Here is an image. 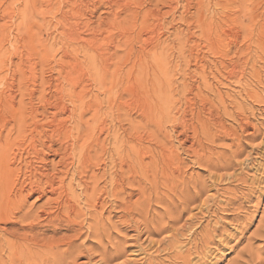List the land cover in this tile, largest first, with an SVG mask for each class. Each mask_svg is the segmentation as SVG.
I'll return each mask as SVG.
<instances>
[{
	"label": "bare ground",
	"instance_id": "1",
	"mask_svg": "<svg viewBox=\"0 0 264 264\" xmlns=\"http://www.w3.org/2000/svg\"><path fill=\"white\" fill-rule=\"evenodd\" d=\"M197 1L194 12L200 18L203 39V52H197L201 55L194 59L197 78L183 76L175 87L170 85L161 51L149 43L143 52H148L145 59L152 64L151 71L142 68L140 74L133 62L131 66L138 76L111 58L104 59L102 69L89 73L85 83L70 76L63 83L58 76L45 78L32 72L27 77L21 71L9 75L3 65L6 59L0 58V224L9 225L0 228V264H76L80 255L90 260L94 252L100 264H106L126 252L123 244L129 240L131 243L126 245L140 257L121 264H201L208 251L220 249L229 240L225 232L228 218L222 219L223 215L210 220L204 215L215 210L211 204L217 203L213 202L220 192L216 187L218 178L225 177L227 184L226 177L233 180L231 169L238 166L234 179L248 185L247 173L242 169L254 166L251 154L264 159L261 141L256 145L247 143L249 150L242 145L260 136L250 117L255 113L251 104H264V0ZM193 58L189 54L182 58L185 67ZM31 64L26 69H32ZM195 98L200 100L199 105H195ZM260 117L263 119H257ZM250 128L253 131L247 133ZM171 138L196 163L210 170L206 176L213 180L210 184L196 171V177L187 178L190 170L184 167L191 165L181 167L185 160L181 163L179 157V161V147ZM224 140L229 143L223 144ZM218 141L236 150L223 151L227 147L223 149ZM243 150L247 155L241 165L234 163L237 159L233 162L230 157ZM220 154H225L222 159ZM226 154L232 155L225 158ZM218 169L230 172L224 176L226 172L219 174ZM199 178L205 182L199 183ZM142 180L148 182L147 187ZM159 186L164 189L159 190ZM208 188L215 193L205 194ZM151 189L163 206L162 215V209L156 208L161 217L158 220L157 216L156 220L148 217ZM224 191L220 194H226ZM32 196L34 202L27 203ZM237 197L226 198L223 205L229 207ZM197 200L199 203L194 204ZM183 213L188 214L185 219ZM137 215L140 225L135 220ZM126 230L132 233L128 238ZM160 233L167 236L160 251L165 257L158 261L147 246L154 244L152 237ZM81 237L91 246L83 239L80 242ZM236 254L227 264L252 263L243 259L241 251Z\"/></svg>",
	"mask_w": 264,
	"mask_h": 264
},
{
	"label": "rangeland",
	"instance_id": "2",
	"mask_svg": "<svg viewBox=\"0 0 264 264\" xmlns=\"http://www.w3.org/2000/svg\"><path fill=\"white\" fill-rule=\"evenodd\" d=\"M70 1H72V3L69 2L68 0H0V58L4 57V59H6L3 62V65L5 66V70L8 71L9 75L11 73L18 75L21 71L22 76L27 77L28 75H31V72H32L35 74H39L45 78L58 76L60 78L59 82H63V83L69 76L73 79L79 80L80 83H85L88 81L89 73H91L96 68L98 70H101L102 60L107 59L108 61L110 58L115 62H119V65H122L124 70H129L133 74L138 75V73L134 71V69L131 66L133 62L137 64L138 69L140 70V74L143 72L142 68H145L150 71L152 70V67H153L152 64L150 63L148 59H145V57L148 56V52H143V47H146L144 45L145 44L147 45L149 43V44L157 45L158 50L161 51V56L163 57V60H164V69H165V72H167V74L169 75V82L171 81L170 85L172 84V87H175L176 85H178V83L181 81L183 76H186L188 78L189 76H193L197 78V70H195L196 67L194 65L196 62L194 61V59H198V57H200V55L203 52L202 50L203 48L201 49V47H203V39L200 33L201 21H200V18L197 17L198 15H196L194 12V9L197 6V3H196L198 2L197 0H179V1L175 0L176 2L174 0H117V1L115 0L117 3H115L114 0H70ZM182 16L184 17V19L182 18ZM192 16H195V17H192ZM190 17H192L194 20H192V18ZM196 23L199 26L196 25ZM179 44H182L181 48H179ZM197 52H200L201 54L200 53L197 54ZM188 54L192 58L193 57L194 58L192 59L193 61L191 60L190 64L187 66L188 67V70H187V67H185V63L182 58L184 56H187ZM36 61L37 63L35 64ZM16 62L18 63V65L14 68V64H17ZM31 63H33V65ZM29 64L32 65V69H26L29 66ZM13 69L19 72H15ZM57 71L59 72V74L57 73ZM5 79L9 80L10 76H7ZM172 91L170 92L172 93ZM195 99H194L196 102L195 105H199L198 101L200 103V100L198 98H195ZM258 104L259 103L251 104L254 107L255 113L251 114L250 121L252 122L250 123L254 122L253 125L256 126L257 130L259 129L258 131H260L259 133L260 136L256 135L257 140L255 138L254 139L255 141L253 140L252 143L251 141L245 140V142L242 143L243 147L245 148L244 150H247V149L249 150L250 144L256 145V144L261 143L259 146L264 145V143L262 144V141L264 140V130H263L264 129L263 128L264 127L263 125L264 113L261 110L262 109L261 107H263V110H264V104H259V105ZM253 115H255L254 116L255 118L252 117ZM258 115L262 116L263 119H261V117H260V120L257 119L259 117ZM258 122L260 123V125ZM225 123L229 124L230 121L228 120L227 122L226 120ZM140 129L139 131L142 134L143 130L142 129L140 130ZM252 129L250 128L249 131H247V133L252 132L253 131ZM171 139H172L174 146L179 147V142L174 141L175 139L173 138ZM227 141L228 140H224V143L223 141L220 143L227 144L229 143ZM152 142L154 141L151 139L150 141L151 146H153L152 144H154ZM143 143L148 144L146 140H143ZM247 143H250V144H247ZM217 144L222 146L223 149L227 147V145L224 147V145L219 144V141ZM218 145H217L218 151H221V148H219ZM246 145H248V147H246ZM233 147L235 146L230 147L231 150L229 151L227 150L226 152L229 153L230 151L232 152V150H236V147L235 149ZM230 148L227 147L223 151H225L226 149H230ZM239 148H242V147H239ZM179 149L180 147L178 148V154L180 155V156L178 155L179 161L182 159L180 162L183 163V161L185 160L184 161L185 164L183 163L181 167L183 168L184 167L183 165H187L188 163H189L188 165L193 166L191 167L187 165L188 169L184 167L185 168L184 170H186L187 172L188 170H190L188 174L186 175L187 178L190 176L196 177L197 176V174L195 173L196 171L199 174L200 178L204 177V179H206V176H209L208 171L210 170L208 169L206 170L205 167H203V165L200 166L199 165L200 162L199 164L196 163L194 161V157L192 158V156H188L186 153L183 152V150L181 149L179 150ZM244 150L241 151L239 154H237L239 156H237L236 154L235 155L226 154V157L225 156L224 157L227 158L229 155L230 156L232 155V157H230L232 161L234 162L235 159H237L238 162L235 161L234 163L240 164L241 161L245 158L244 156L247 155L245 154L246 151ZM253 154L251 155L255 157L256 159L250 156L252 159L255 160L254 166L250 167L252 170L249 168L247 170L242 169L245 175L247 173L245 178L248 179L247 181L250 184L247 182L246 184L248 185H243L242 183H239V181L237 182V180L234 179L235 178L234 174L239 173L238 166H236L238 169L235 166H233V168L235 167L237 170L233 169L232 167L231 169L229 167V169L233 170V172L231 171L232 172L231 175L233 176L231 178H233V180L230 179L231 180L230 181L228 179L229 177H226L228 181L227 184H226L225 177H221L220 179L218 178L220 182H218L217 184L220 185L221 187L218 186L217 184H216V187L220 188L219 191L223 192L224 190L222 188H224V186L229 188L231 185V188L229 190L226 189L229 195L231 196L227 194L226 190H225L226 194L223 193V195H226L229 198L232 197L230 198L231 200L235 199L238 196L237 200L231 201V203L228 205L230 208L226 207L227 204L226 205H223V204H225L224 200L227 197L226 196L224 197L218 191L220 195L218 194L217 195L218 197L217 196H216L217 198L215 197L214 199L215 201L213 203L217 202L219 203V205L217 203H215V205L211 204V209L214 208L215 210L213 211L216 214L213 211H210L209 212L210 214L206 213V215L204 216L210 220L213 217L218 219L219 216L223 217V215L224 217L222 219L228 218L225 220V222L227 221L230 224L226 223L227 227H226L225 232L228 234V239L229 240L231 239V240L230 241L228 240L229 242L227 241L226 243H223L222 244L223 246H220V249H214V250L211 249L210 251H208V253L206 254L207 257L205 256L206 258L205 262L201 264H227L229 263L230 260H232L237 255L236 253L240 251L241 253L244 254L243 259L246 257L245 260L247 259L250 260V262H252L251 264H257V263L264 264V262H262L264 260L263 259L264 258L263 257L264 239H262L264 238L263 237L264 236V227H263L264 226V186H263L264 185V181H263L264 180L263 178L264 177V164H263L264 159L260 160L255 154L254 155ZM220 155L222 156L221 157L222 159L223 155L225 154H220ZM230 158H228V161L230 160ZM147 160L148 159L145 158V161ZM258 160L261 162H258ZM191 161H194V162H191ZM201 164L203 163L201 162ZM217 165H218V162H217ZM243 166L244 165L242 164V167ZM255 166H256V169H255ZM259 167L261 168V170ZM203 168L204 170H202ZM229 169L227 171H223L225 169H221L222 171L218 169L219 172L217 170L215 171L218 172L219 174H223V172H226L224 174L225 176L228 174L227 172H230ZM246 171H250V173ZM257 171H259L258 172L259 174L256 173ZM253 172L255 175L253 174ZM249 174H251V176L253 175L255 176V178L253 177L254 180L251 179L252 177ZM140 178L143 179V176H141ZM200 178L197 179L199 180V183H203L205 181L210 180V177L209 179L207 178L208 180L206 179L205 181L204 179L203 181L202 179L200 181ZM144 180H142V182L147 187V184L145 183H148V182ZM211 181L213 180H210L209 184L211 183ZM235 181L236 183H234ZM251 181L254 182L255 184L251 183ZM258 182L260 186L259 184H257ZM207 183L208 182H206V184ZM222 183L224 184V186H222L223 185ZM235 184H239L241 187L239 186V188H236ZM236 186L238 187V185ZM249 186L252 187V189L246 188ZM257 187L260 188L261 190H259ZM151 188L156 194L157 190L155 191L153 187ZM152 189L150 190L149 198L152 197L155 200V195L153 194ZM163 189L164 187L159 186V190H163ZM246 189L248 190L246 191ZM240 190H242L241 193H240ZM243 190H245L246 192L244 193L245 195L248 194L247 196L250 195V197L252 198L250 197L248 198L247 196L243 195L242 194L244 192ZM248 191H251L252 195H251V192H248ZM212 192L215 193V190L212 188L211 189L208 188L207 191H205L204 193L205 194L208 193L207 195H209V194H212ZM230 192L231 193L233 192V194H231ZM203 196L206 197L205 195ZM202 197L201 199H203ZM238 198H240L241 202L238 201L239 200ZM153 199H152L153 202L152 201L151 203L149 202L150 211L148 212V214L152 215L153 213L155 215H152L151 217L149 215L148 217L154 218V216H157L155 218L158 220L161 218L158 215L159 211L162 209L160 211L161 214L159 213L160 215H162L164 212L162 208L163 206L161 203L162 207H160V204H158L159 202H157L156 200L154 201ZM246 199H249V201ZM32 201L34 202V196L29 198L27 203H31ZM238 202L240 203V206L238 205L239 204ZM197 203H199L198 200L194 204H197ZM216 204L219 208L216 206ZM223 206L225 208L224 210H226L227 213H224V210L222 208ZM236 207L240 211L237 210ZM240 207L243 209L241 210ZM151 208L155 212H152ZM156 208L159 211H157ZM231 208L232 210L235 209L236 212H234V210L232 212ZM195 211H196L195 209L192 210V213H195ZM229 212L231 213L229 214ZM186 214L187 213H183V219L187 217L188 214L187 215ZM235 215H237L238 217H236ZM204 216L201 218V220L205 218ZM233 216H235L236 217L235 219L237 220L235 221V223L233 222L234 220ZM163 219H167V217L165 218L163 217ZM135 220L137 222L139 221L138 222L139 225L141 224V221H140L141 219L138 218V215L137 217H135ZM239 221L241 222V224ZM15 225L17 227L18 224H15ZM177 225H180V224H177ZM3 227L8 228L9 225L0 224V228L2 229ZM257 227H260V228L258 229ZM128 231L129 230H126V234H128L126 238L130 237V235L132 234L131 231L129 232ZM56 234H60V233H56ZM161 234L162 233H160V236L159 234H157V236L154 235V237H152V240L154 239L153 241L156 246L153 243L147 246L149 253H151L152 255L155 254L157 259H160L158 261L163 260L165 257L164 253L160 251H161V248H163V246L165 247V244L163 243V241L167 235L163 233L164 237L160 239L163 236ZM259 237H262V238H259ZM82 239L85 241V238L81 237L80 242L83 241ZM77 243H79V240L77 241ZM85 243H86L85 245L91 246L89 240L85 241ZM129 243H131V240L123 244L125 248L127 247L126 252L122 255L123 257L121 256L120 258H117L113 260L112 262H109L106 264H121V262L123 261H133V260L137 261L138 257L140 256L138 255L136 256V254L132 252L133 247L127 246ZM156 243H158V245ZM153 247L155 248L154 250L155 252L152 250L154 249ZM94 253L95 254L92 256L93 259L91 258L90 260L88 259L86 260V257H84L83 255H80L78 259H76L75 263L76 264H100V261L98 260L99 256H96L97 252H94ZM247 255H250V256H247Z\"/></svg>",
	"mask_w": 264,
	"mask_h": 264
}]
</instances>
